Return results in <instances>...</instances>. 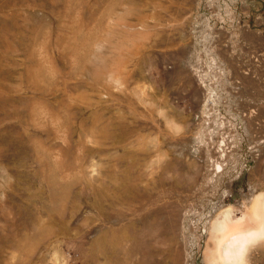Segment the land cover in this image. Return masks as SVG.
Listing matches in <instances>:
<instances>
[{"label": "rangeland", "instance_id": "obj_1", "mask_svg": "<svg viewBox=\"0 0 264 264\" xmlns=\"http://www.w3.org/2000/svg\"><path fill=\"white\" fill-rule=\"evenodd\" d=\"M246 74L264 0H0V264H222L264 192Z\"/></svg>", "mask_w": 264, "mask_h": 264}, {"label": "bare ground", "instance_id": "obj_2", "mask_svg": "<svg viewBox=\"0 0 264 264\" xmlns=\"http://www.w3.org/2000/svg\"><path fill=\"white\" fill-rule=\"evenodd\" d=\"M243 82L247 87L243 86L239 93L243 92L245 95L252 96L264 94L263 82L259 84L250 74L243 77ZM249 86L252 88L250 92L247 90ZM261 174L258 178L260 185L264 184V171H261ZM215 233V247L211 262L256 264L255 260L258 258L256 259V253H251L250 248L254 247V250H258L255 246L264 244V192L254 197L250 207L239 218L233 220L226 212L223 219L215 225Z\"/></svg>", "mask_w": 264, "mask_h": 264}]
</instances>
